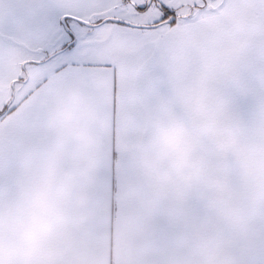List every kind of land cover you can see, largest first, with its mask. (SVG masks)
Returning <instances> with one entry per match:
<instances>
[{
  "label": "snow or ice",
  "instance_id": "6c2138e0",
  "mask_svg": "<svg viewBox=\"0 0 264 264\" xmlns=\"http://www.w3.org/2000/svg\"><path fill=\"white\" fill-rule=\"evenodd\" d=\"M0 264H264V0H0Z\"/></svg>",
  "mask_w": 264,
  "mask_h": 264
}]
</instances>
